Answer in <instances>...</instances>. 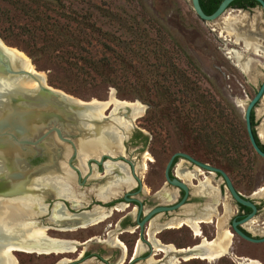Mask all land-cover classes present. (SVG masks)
Returning a JSON list of instances; mask_svg holds the SVG:
<instances>
[{
	"label": "rangeland",
	"instance_id": "1",
	"mask_svg": "<svg viewBox=\"0 0 264 264\" xmlns=\"http://www.w3.org/2000/svg\"><path fill=\"white\" fill-rule=\"evenodd\" d=\"M17 1L25 5L26 12L35 11L36 18L31 19L22 13L20 5H17V9L10 4ZM0 8L9 13L8 20H0V38L7 46L28 57L33 69L45 76L49 86L84 102L107 101L113 93L116 100L138 102L144 106L143 116L133 119V124L148 136L144 152L153 161L144 163L148 170L141 174L146 177L143 185L150 188L161 186L168 159L182 148L193 151L203 159H213L217 168L228 172V175L230 173L229 177L238 186L243 185L240 190L246 191V195L261 178L257 188L264 185V159L257 157L250 149L243 120L246 104L264 80V55H253L245 49L243 42L237 43L234 39L229 41L232 37L226 30H222L225 22L230 19L234 20V30L244 32L250 27L264 33V16L259 8L245 13L228 10L213 23L198 20L190 0H0ZM43 21L49 23L45 27L51 26V23L68 25L73 35L82 40V56L107 59L111 51L104 48L103 44L117 53L125 56L128 54L134 66V74L128 75L126 79L120 78L118 88L97 81L86 83L72 78L66 73L62 60L55 58L54 62L53 58L59 56L65 60L70 59L74 50L70 46L56 48L53 43L45 41L56 39L64 43L63 36L53 28H47V36L43 40L39 36ZM78 22L82 23L81 32L75 28ZM22 27L34 32V38L23 35L19 29ZM115 39L132 41V51L122 52L111 42ZM259 40L261 46H264V40L260 37ZM42 44L50 46L45 54L36 52ZM232 50L243 54L247 60L246 72L238 68L231 56L226 54ZM158 58L162 59L161 63H165L166 67L175 64L183 71L193 83L192 90L187 91L182 83L176 84L171 69H167L164 75L161 73L165 70H160L163 76L155 74ZM115 69L122 68L116 65ZM255 117L257 132H264V97L257 106ZM124 122L132 125L129 121ZM260 138L264 143V136ZM216 184L220 186L221 179H217ZM72 191L73 198L82 204L80 195L84 192L76 184V179L69 189V192ZM259 195L264 197V191ZM124 214L114 212L110 219L94 227L68 233L51 230L47 234L51 238L81 243L99 236L102 229L113 225L107 229L114 238L131 246L135 237L138 238L137 235H119L122 231L117 226L118 219ZM262 222L264 212L248 228L259 229L255 233L262 237ZM155 238L162 244L185 249L197 242L186 229L163 231ZM206 238L211 240L213 236ZM231 241L228 254L212 263L191 259L180 260L178 264H239V259L264 264V243L250 244L237 237H231ZM13 256L17 264H54L63 257L73 259L68 254L15 252ZM159 258L161 255L154 257Z\"/></svg>",
	"mask_w": 264,
	"mask_h": 264
},
{
	"label": "water",
	"instance_id": "2",
	"mask_svg": "<svg viewBox=\"0 0 264 264\" xmlns=\"http://www.w3.org/2000/svg\"><path fill=\"white\" fill-rule=\"evenodd\" d=\"M235 1L237 0H223L211 15L203 13L199 6V0H190V3L198 19L205 23H212L221 18L229 5ZM252 1L259 5L264 15V0ZM20 53L22 52L7 46L0 38V167L3 171L0 173V202L30 201L29 197L31 200L38 198L40 205L45 210L31 222V226L46 230L50 228L81 229L86 223L81 218L84 213L81 210L83 205L70 203L50 191H45L41 196L29 193V185L35 183L37 186L38 177L42 173L61 168L70 170L75 175L76 184L80 185L81 167L83 166L81 160L84 157L87 158L85 165L93 163L96 167L106 166L104 159H108L110 162H116L113 158L125 161L126 159L119 155L124 154L125 142L134 129L130 109L127 107L116 110L109 99L103 102L98 101L97 104L92 101L84 102L49 86L45 76L39 75L38 71L28 69L29 64ZM263 97L264 80L253 98L248 101L243 113L249 143L253 151L264 159V152L257 146L250 124L251 112ZM118 101L124 102L123 100ZM105 104L107 105L105 106ZM119 119L131 121V127L123 131L118 123ZM111 126L115 127L116 131H120L121 137L118 143L115 141V154L111 151L113 150L112 146L104 148L103 151L97 150L93 156L82 150V145L88 137H96L99 131L110 129ZM177 156L179 154H174L171 157L165 169L166 181L171 185H179L177 181H171L168 176L169 168ZM184 156L190 159L188 156ZM196 164L219 174L225 181L231 197L239 205L250 207L255 211L253 205L238 196L228 176L222 170L200 163ZM65 203L70 205L69 209ZM57 207H60L59 211L70 220L63 223L58 222L57 211H54ZM31 209L37 213L40 206L35 205ZM167 210L165 208L153 210L139 226L142 229L153 214ZM237 225L239 223L234 222L233 229L239 238L250 243H264V238L252 239L243 234ZM202 243L203 240L198 245L191 247L190 252H172L170 255L174 259H184L190 254L195 255L198 253L196 248ZM2 247L35 251L53 250L61 245L49 243L42 238L27 240L18 236L0 241V249ZM15 252L22 251H13V253ZM10 255L13 254L10 253ZM4 257L7 260L6 255H3ZM3 258H0V263Z\"/></svg>",
	"mask_w": 264,
	"mask_h": 264
},
{
	"label": "flooded vegetation",
	"instance_id": "3",
	"mask_svg": "<svg viewBox=\"0 0 264 264\" xmlns=\"http://www.w3.org/2000/svg\"><path fill=\"white\" fill-rule=\"evenodd\" d=\"M216 1L217 0H199V6L200 8L203 7L204 9H211L215 6ZM222 1L223 0H219L218 5H216L217 8ZM254 8L260 9L259 5L250 7L247 2H239L234 5L230 4L225 13L228 10H230L231 12L245 13L252 11ZM241 31L242 30H234L232 32V34L234 35L231 36L232 38H230L229 41H231L232 39L235 40L234 36L241 35ZM243 34H246L247 36H259L261 32H257L248 27L244 30ZM261 47L264 48V46ZM250 52L256 56H260V54L264 55L263 53H255L253 50H250ZM259 103L251 112L254 124L253 127L251 125V128L255 142L260 149V146H264V143L262 142V139L257 132V121L255 117V112ZM245 133L250 149L257 157H259L253 151L249 143L246 127ZM147 142L148 136L146 135V133L142 132L141 129L134 125V129L132 130L128 140L125 142L124 154L119 155V157H123L126 160L123 161L119 158H113V160H116V162H110V160L104 159V162H106V164H108L109 166H115V168L111 169L110 171H108V169L104 165H99L97 167L93 163L85 165L86 171H83V173H81L79 185L84 192V194L80 195L82 199L81 205H83V208L81 210L83 212H89L94 207H101L102 209H105L106 212L114 210L113 213H120L115 209L124 208V210L121 212H124L125 214L122 215L117 221V226L119 227V230L122 231V233L119 235L136 234L138 238L135 237L131 246H127L124 242L121 241L119 242L124 247L120 244H116V242L114 241L115 239L119 240V238H114V236L111 234V231L107 229L113 227V225H110V227H105V229H102L99 233V236L88 238L81 243L74 240H69L74 242L73 247L75 248V251L73 253L66 254L73 256V259L69 260L63 257L54 264H149V260L151 258L155 261L154 264H168L169 260L172 258L170 253L166 255L163 253L156 254L149 242V234H155V237L163 231L186 229L189 231L190 235L193 236V239L197 240L196 244L191 246L193 247L195 245H198L202 240L212 242L216 238L218 231L217 224L219 220L222 221L221 230H228L231 235L234 234L232 235V237H237L238 239L245 241L235 234L233 223L236 222L239 223V225H237V228L246 236L256 240L264 238V235L262 237L256 235L255 231H258L259 229L248 228L249 224H251L255 218L260 217L264 212V197H261L259 195L264 191V185L260 188H257L259 183H261L262 178L259 180L260 182H256V184L252 185V188L249 189V192L246 195V191L242 192L240 190L243 185L238 186L236 182L229 177L230 173L228 175V172L217 168L214 164L213 159H203L193 151L190 152L182 148L181 150L174 153L179 154V156H177L173 160V163L168 171L170 180L177 181L179 185H171L166 181L165 178L166 165L174 155L172 154L163 170L162 185L158 188H150L146 185H143V179L145 180L146 177L141 176L142 173L148 170L147 166H144V162H153L146 161L145 159L146 154L144 151ZM133 154H135L136 156L133 157ZM184 155L188 156L190 159L186 158ZM135 161H137V163H135ZM195 162L211 168L222 170L228 176L231 185L238 196L243 201L253 205L255 211H253V209L250 207L239 205L231 197L225 181L219 174L202 168ZM117 164H121L127 167L126 175L128 178H130L131 181H133L134 185L129 189L121 188L117 197L110 199L106 203H103L98 200L97 195L102 194L104 190L112 186L110 184L114 181V179H118V177H120L121 175H124L126 177V175L123 174L124 172L120 171L117 168ZM217 179H221L220 186H217L216 184ZM254 188L256 190H253ZM72 194L74 193L72 192ZM65 204L69 209L70 205L68 203ZM158 208H165L168 210L153 214L141 229L139 224L149 215V213ZM218 208L220 212L218 211ZM195 222L198 224V229L200 231V237L197 238L194 236V231L190 227L191 225H194ZM262 224H264V222H262ZM225 228H227V230ZM261 228L264 230V227ZM51 230L58 231L60 233L73 232L59 231L57 228H50L46 232L48 233ZM206 236H213V238L211 240H207ZM110 240L112 243L110 242ZM250 244L256 245V243ZM164 245L170 246L168 244ZM137 247H139L140 249L136 252ZM184 249L185 248H177V250ZM160 255L161 258L154 259V257Z\"/></svg>",
	"mask_w": 264,
	"mask_h": 264
},
{
	"label": "bare ground",
	"instance_id": "4",
	"mask_svg": "<svg viewBox=\"0 0 264 264\" xmlns=\"http://www.w3.org/2000/svg\"><path fill=\"white\" fill-rule=\"evenodd\" d=\"M223 16V15H222ZM225 22V21H224ZM234 20H228L225 22V28L222 29L223 31L226 30L230 36H233V24ZM239 24V23H238ZM235 41L238 42H243L245 49L246 50H253L255 53H263L264 54V48L261 47V44L259 43V37L264 40V33H261L259 36H250L243 34L241 32V35H235ZM229 56H231V59H233L234 63L237 65L238 68H240L242 71L247 70L248 62L247 60L244 59L243 54L237 52V51H228ZM22 55V54H21ZM23 56V55H22ZM23 58L27 61L28 69L30 71H34L33 66L30 65L29 60L23 56ZM41 75V74H39ZM94 104H97L98 102L96 100L92 101ZM110 103H112L115 107V109L119 108H129L130 109V117L131 120L135 118H140L143 116L144 113V106H142L138 102H122L118 101L115 99L114 94L111 93L110 97ZM107 104H105L106 106ZM124 121H129L125 119H119L118 123L122 127L121 129L123 131L128 130L131 126L129 123L124 122ZM131 123V121H129ZM120 131H116L115 127L111 126L110 129H102L101 131L98 132L97 136L91 138L88 137L83 145H82V150L89 154L90 156L95 155L96 151L102 150L106 147L112 146L113 150L112 152H116L115 147V141L118 143V140L120 141L121 137L119 135ZM262 137V136H261ZM87 158L84 157L81 161L83 163V166L81 167V172L86 171L85 170V160ZM146 161H152L150 155L146 154L145 155ZM130 163V162H129ZM145 163V162H144ZM146 165V164H145ZM106 164V168L108 171L111 169L115 168V166H109ZM117 168L124 172L123 174H127V170L125 166L121 164L116 165ZM146 167V166H145ZM2 167H0V173L3 171L1 170ZM116 168V169H117ZM106 169V170H107ZM146 169V168H145ZM107 172V171H106ZM180 173V172H179ZM182 175V174H181ZM185 175V174H184ZM124 175H121L118 177V179H114V181L110 184L112 186L108 187L100 196L98 197V200L106 203L110 199L115 198L119 195L120 189L121 188H132L133 187V181L130 180V178L126 177L124 178ZM181 177V176H180ZM183 177V176H182ZM184 179V178H183ZM75 182V176L69 172V170L65 168L61 169H53L47 173H42L41 176L38 177L37 180V186L34 183L33 185H29V193L32 194H41L45 193V191H50L56 196H60L64 198L66 201L70 203H75L78 205H81L80 202L75 200L73 198L72 192H69V189H71V184H74ZM68 191V192H67ZM69 194L66 197V194ZM22 200V201H5V202H0V241L6 240L7 239H13L18 236H22V238L27 239V240H36L39 238L44 239L45 241H49V243H56L61 245V247L58 248H53V250H28V249H19V248H11V247H2L0 249V258H3V255H6L7 260H5V257L2 260V263L0 264H17L16 259L13 257V251H22L23 253H34L38 255H61V254H66V253H73L75 251V248L73 247L74 242L68 241V240H62L58 238H51V237H46V229H38L37 227L31 226V222L34 221L43 213L44 207L41 206L40 202L38 201V198H34L31 200V197L28 198V200ZM35 205L40 206L39 212L35 213L31 208L35 207ZM118 207V206H117ZM56 208V207H55ZM61 208L57 207V209H54V211H57V220L60 223H63L65 221H68V219L61 211H59ZM116 211H123L124 208H117L115 209ZM114 211V210H113ZM113 211L106 212L105 209H102L101 207H94L91 211L89 212H84L81 216V218L86 222L83 226V228H88V227H94L99 225L100 223L104 222L106 219L110 218ZM193 231H194V236L200 237V231L198 229V224L195 222L194 225L190 226ZM218 231H217V236L212 242L204 241L201 246L196 248V251L198 252L197 254H190L184 259H174L171 258V260L168 262V264H178L180 260H191V259H199L202 261H207L209 263H212L222 257H224L226 254H228V251L230 249V244H231V237L232 235L229 233V231H222L221 230V222L219 221L217 224ZM59 231H74L75 229L71 228H63L60 229L58 228ZM149 234V232H148ZM155 234H149V242L152 245L154 252L156 254H168L171 252H184L187 253L188 251H191V248L189 249H184V250H177L174 246H166L159 242L155 237ZM5 237V238H4ZM116 244H120L118 239H115ZM123 246V245H121ZM124 247V246H123ZM140 248L137 247L136 252ZM5 250V252H4ZM239 264H259L256 261L253 260H248V259H241L239 260ZM155 261L151 258L149 260V264H154Z\"/></svg>",
	"mask_w": 264,
	"mask_h": 264
},
{
	"label": "trees",
	"instance_id": "5",
	"mask_svg": "<svg viewBox=\"0 0 264 264\" xmlns=\"http://www.w3.org/2000/svg\"><path fill=\"white\" fill-rule=\"evenodd\" d=\"M239 2H247L250 7H255L258 5L256 2L251 1V0H238V1L233 2L232 5L237 4ZM218 3H219V0L216 1L215 6L211 9H204L203 7L201 9L205 15H211L214 12V10L217 8L216 5H218ZM10 4L13 7H16L17 9H18L17 5H20L19 10L22 13H25L31 19H35L37 16L35 11L31 13L26 12L25 5H22V3H19V1H17V3L11 2ZM8 14L9 13L6 10H4L3 8H0V20H8ZM48 24L49 23L46 21H43V23H41V25L43 26L40 29L39 36L40 37L42 36L41 37L42 39L43 37L46 38L47 28H53L54 30H56L63 36L64 43H59V41L56 39L55 40L43 39V40L48 41L47 43L49 44L53 43V45H55L56 48L57 46H70L74 50L72 54L73 57L70 59L66 58L65 60L59 56H56L53 58L54 62H55V58H60L62 60V62L66 66L65 67L66 73L72 78L74 79L76 78L86 83L97 81L99 84L111 85L115 88H118V80L120 78L126 79L128 75L134 74L132 72V70L134 69V66L132 65V62L128 54L125 56L122 53H117L115 50L111 49L110 46L103 44L102 46L104 48H107L111 51V55L107 59H92L90 57L82 56L80 55V52L84 50V48L82 47V40L73 35L68 25L60 26V25L51 23V26L45 27ZM75 28L78 30V32H81V30L83 29L82 23L78 22ZM19 29L23 35L25 34L29 36V38L31 39L34 38L35 33L32 32L30 29L25 28V27H22ZM7 30H10V29H7ZM126 30L130 32L129 29H126ZM111 42H114L113 44H115L117 48H120L122 52L125 51L128 53L132 51L131 49L132 41H121L120 39H115ZM49 47H50L49 45L42 44V46L38 48L36 52L40 54H45V52H47V48ZM159 48L161 49L160 46ZM29 56L32 58L31 53L29 54ZM157 60H158V66H157V70L155 74H157L158 76H163L164 72H166L167 69H171L172 73L174 74L173 80L176 82V84L182 83L186 87L187 91L192 90V87H191V85L193 84L192 81H190V78L186 76L183 71L179 70L175 64H171L169 65V67H166L165 63H161L162 61L161 58H158ZM189 64L191 65V67H193V64L191 63L190 60H189ZM116 65L120 66L122 69L120 70L115 69ZM160 70H165V71L161 73ZM160 73L163 75H160ZM159 96L161 97L160 94ZM145 101L150 104L148 100H145ZM251 125L252 127L254 126L252 115H251ZM260 149L264 152V146H260Z\"/></svg>",
	"mask_w": 264,
	"mask_h": 264
},
{
	"label": "crops",
	"instance_id": "6",
	"mask_svg": "<svg viewBox=\"0 0 264 264\" xmlns=\"http://www.w3.org/2000/svg\"><path fill=\"white\" fill-rule=\"evenodd\" d=\"M259 136L261 137V136H264V132L263 131H260L259 132Z\"/></svg>",
	"mask_w": 264,
	"mask_h": 264
}]
</instances>
